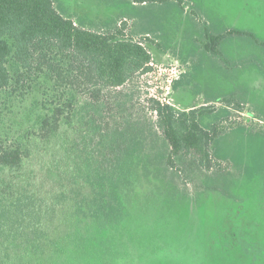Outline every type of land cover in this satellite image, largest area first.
I'll use <instances>...</instances> for the list:
<instances>
[{
    "label": "trees",
    "instance_id": "1",
    "mask_svg": "<svg viewBox=\"0 0 264 264\" xmlns=\"http://www.w3.org/2000/svg\"><path fill=\"white\" fill-rule=\"evenodd\" d=\"M205 37L214 51L236 38L264 52L253 30L207 29ZM152 60L149 47L123 27L86 28L55 0H0V109L32 106L51 82L66 87L33 132L14 130L9 113H0V264H105L118 229L136 218L135 195L152 177L184 167L210 171L216 163L224 130L202 123L210 111L177 110L153 97L148 107L138 99L133 79L150 71ZM181 85L176 79L172 87ZM60 136L66 143L73 137L72 153L59 144L53 153L38 151L37 143ZM51 154L56 160L42 176L36 157ZM254 163L249 168L261 171Z\"/></svg>",
    "mask_w": 264,
    "mask_h": 264
},
{
    "label": "rangeland",
    "instance_id": "2",
    "mask_svg": "<svg viewBox=\"0 0 264 264\" xmlns=\"http://www.w3.org/2000/svg\"><path fill=\"white\" fill-rule=\"evenodd\" d=\"M55 1L65 16L86 28L118 25L149 47L152 69L132 82L143 105L150 107L153 97L177 110L210 111L202 123L216 122L224 130L210 171H163L135 195L138 204L130 211L136 218L118 229L116 249L105 264H264V52L236 38L214 51L205 37L207 29L236 28L264 39V0ZM176 79L182 85L174 89ZM51 83L48 92L40 86L32 106L11 111V102L5 104L0 113L12 117L7 127L35 131L36 119L65 94L66 87ZM72 139L66 143L60 136L36 147L44 154L53 153L56 144L66 145L72 153ZM36 158L39 172L56 160L53 154ZM257 161L261 171L249 168ZM219 167L225 173L214 174Z\"/></svg>",
    "mask_w": 264,
    "mask_h": 264
}]
</instances>
